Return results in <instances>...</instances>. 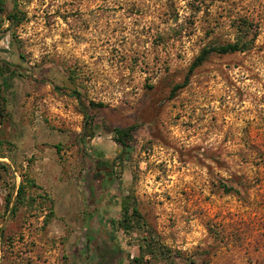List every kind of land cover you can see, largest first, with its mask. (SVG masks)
Returning <instances> with one entry per match:
<instances>
[{
  "label": "rangeland",
  "instance_id": "1",
  "mask_svg": "<svg viewBox=\"0 0 264 264\" xmlns=\"http://www.w3.org/2000/svg\"><path fill=\"white\" fill-rule=\"evenodd\" d=\"M3 2L0 264H264V0Z\"/></svg>",
  "mask_w": 264,
  "mask_h": 264
},
{
  "label": "trees",
  "instance_id": "2",
  "mask_svg": "<svg viewBox=\"0 0 264 264\" xmlns=\"http://www.w3.org/2000/svg\"><path fill=\"white\" fill-rule=\"evenodd\" d=\"M4 12H5L4 2H3V0H0V13L2 14ZM7 20L9 22H11L12 24H14L15 21L18 20V15L15 13L8 14ZM2 38H3V32L0 30V41L2 40ZM242 50H243V47L238 43L229 44V45H226V46H223V47H220L219 49H217V51L221 54L236 53V52H240ZM213 51H216V50H204L200 54V56L196 59V61L194 62L193 66L191 67V70H194L198 66L202 65L207 60V58L210 56V54ZM0 64H1L0 65V74H2L4 70L10 71L11 74L15 73L12 69V66L9 63L4 62L0 59ZM187 84H188V80H186L182 85L176 86L175 90L180 89V88H184ZM54 88L56 89V87H54ZM76 95H79V94H76ZM91 105L93 107H104L105 106V104H103V103H98V104L91 103ZM84 115H85V117H87L88 116L87 112H85ZM3 119H4V108H3V104H2V86L0 85V127L3 124V121H4ZM135 128H136L135 126H132V127H127V128H116V129H114V131L117 135V141L120 143V145L123 148V151H125V152L127 150L131 149L130 146L128 145V143L130 140H132V132L135 130ZM83 141H85L84 138H83ZM96 177H97V178H95L96 181H99V182L102 181L103 183H105L109 186L110 191L119 194V189H120L118 186L119 184L116 183L112 177L107 176V177H103V179H101L100 177H102V174H98ZM96 181L93 182L94 185L97 184ZM22 190H23V188L21 187L20 191H22ZM10 201L11 200H7V207L10 206ZM122 210H123V213H122L123 219L121 220V224H127V226H126L127 229H130V225H132V223H133L132 221H134L135 218L141 219V216L139 214L138 209L135 206H131V202L127 198H124V200H123ZM130 210H132L131 214H130ZM111 223L113 226H116V224L113 223L112 221H111ZM108 234L110 235L109 236L110 239L114 243H116V236H115L114 230L112 228L108 229ZM3 237H4V230L0 229V239H2ZM164 255H166V254H164ZM136 261H139V259H136Z\"/></svg>",
  "mask_w": 264,
  "mask_h": 264
}]
</instances>
